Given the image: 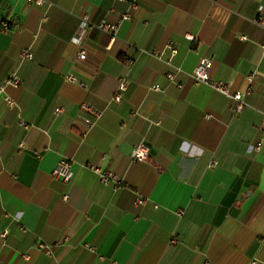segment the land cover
<instances>
[{"label": "crops", "instance_id": "crops-1", "mask_svg": "<svg viewBox=\"0 0 264 264\" xmlns=\"http://www.w3.org/2000/svg\"><path fill=\"white\" fill-rule=\"evenodd\" d=\"M47 1L0 0V22L10 21L0 29V78L21 77L0 93V264H264V144L255 148L264 25L253 20L264 17V0H138L109 48V33L81 31L82 16L116 21L129 0ZM78 33L85 59L73 42ZM170 40L178 48L172 60ZM202 57L213 60L214 79L248 90L243 111L195 80ZM123 75L131 84L116 101ZM84 102L103 111L85 136ZM141 142L151 146L150 162L131 157ZM66 158L76 172L70 182L52 174ZM86 163L127 186L104 184Z\"/></svg>", "mask_w": 264, "mask_h": 264}, {"label": "built area", "instance_id": "built-area-1", "mask_svg": "<svg viewBox=\"0 0 264 264\" xmlns=\"http://www.w3.org/2000/svg\"><path fill=\"white\" fill-rule=\"evenodd\" d=\"M29 3L47 7L50 3L47 0H28ZM130 1V6L131 10H127L123 12L119 19L116 21H109L106 19H102L100 21H91L86 15L82 16L81 20V31H85L88 26L91 27H97L99 29H102L103 31L109 33L110 35V43L107 46L109 48L112 43L116 40L117 38V30L120 25V23L127 19L130 20L134 16V10H137L139 8L138 0H129ZM257 24L264 25V17L263 16H258L253 19ZM0 29L2 31H7L10 29V21L8 19H4L0 22ZM186 37L190 39L192 42H194V45L197 44V40L194 37V35L187 34ZM243 39L247 38L246 35H241ZM73 42L79 45V50L77 52V56L79 59H85L88 55V50L84 46L83 43V35L81 33H78L74 36ZM166 50L170 51V56L169 59L172 60L173 57L176 55L178 52L177 44L174 40L168 41L166 47ZM21 57L31 60L34 58L33 52H31L29 49H21ZM151 54L155 55L158 58H163L164 56V51H158V50H153L151 51ZM127 62H132L133 59L130 57H126L125 59ZM213 65V60L209 57H202L195 67L193 71V77L197 82H203L208 85H210L213 89L227 95L229 98L233 99L236 102V105L233 107V110L235 112H241L245 109L247 103L245 100V95L246 91L242 90H236L232 91L230 86L218 79H214L209 70ZM168 78L171 80L175 79V74L174 73H168L167 74ZM66 79L73 81V82H79V78L72 73H69L66 75ZM253 79V76L250 77V80ZM21 82V77L16 71H13L10 76L6 79H1L0 78V93L2 94L5 89V84L6 83H13V84H19ZM131 84V79L127 75H123L118 77V87H117V92L115 94L114 99L116 101H122L124 94L129 90ZM155 89H161L160 84H155L152 86ZM5 102L9 107H14L17 105L15 99H13L9 95H4ZM82 111L84 112L83 116V121L85 122L86 128L83 130V135L85 136L90 129H92L99 119L102 117L103 111L84 102L82 103ZM63 107H56L55 111L56 113H61L63 111ZM23 124H26L24 121L22 122ZM263 134L259 141L256 143L255 148L257 150H261L264 144V123H263ZM21 148L25 146V142L21 141L19 144ZM131 157L135 160L139 161H145V162H150L151 161V146L145 142H141L138 145H136L131 153ZM83 166L90 168L93 170L99 177L100 181L103 182L104 184H109L112 185V187L115 190H119L121 188L126 187V183L123 180V178L115 173L114 171L104 169L103 167L94 164V163H86ZM53 176L55 178L61 179L65 182H70L74 179L75 177V170L73 169V160L72 159H62L57 166L54 168L52 172ZM137 193L136 197V204L138 205H144L147 201V198L140 193ZM64 199H68V195H64ZM7 234V231H4L2 233L3 237H5ZM38 247L40 249H44V251L47 254H51V248L46 245L44 242H40L38 244Z\"/></svg>", "mask_w": 264, "mask_h": 264}]
</instances>
